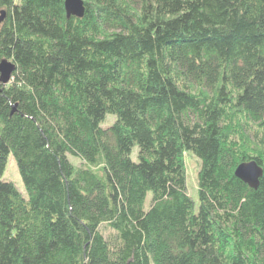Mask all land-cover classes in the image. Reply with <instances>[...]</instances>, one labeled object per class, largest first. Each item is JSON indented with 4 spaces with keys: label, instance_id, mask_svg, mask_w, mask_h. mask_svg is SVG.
<instances>
[{
    "label": "trees",
    "instance_id": "trees-1",
    "mask_svg": "<svg viewBox=\"0 0 264 264\" xmlns=\"http://www.w3.org/2000/svg\"><path fill=\"white\" fill-rule=\"evenodd\" d=\"M85 5L0 0V264H264V0Z\"/></svg>",
    "mask_w": 264,
    "mask_h": 264
},
{
    "label": "rangeland",
    "instance_id": "rangeland-1",
    "mask_svg": "<svg viewBox=\"0 0 264 264\" xmlns=\"http://www.w3.org/2000/svg\"><path fill=\"white\" fill-rule=\"evenodd\" d=\"M113 120H114V116L110 114L107 117V120L104 123H102V125H107ZM256 142H254L253 145H255ZM259 147H261V145H258L256 149H258ZM137 149L138 147L135 146L134 151L132 153V156L135 159H137ZM70 158L74 163L80 162L78 157L75 155H70ZM199 167H200L199 158L192 151H189V153H186L187 187H188V192L191 195V197L195 200L196 205L198 204L197 172H198ZM0 177L2 179L13 181L16 184V186L19 188V190L23 193V195L27 196L25 185L23 183L17 163L12 153L9 154L6 165L4 169L0 172ZM151 194L152 192L149 191L148 198L149 196H151ZM145 206L146 207L149 206V199L146 200ZM93 264H107V263H103L101 261H94ZM109 264H112V263H109Z\"/></svg>",
    "mask_w": 264,
    "mask_h": 264
},
{
    "label": "water",
    "instance_id": "water-1",
    "mask_svg": "<svg viewBox=\"0 0 264 264\" xmlns=\"http://www.w3.org/2000/svg\"><path fill=\"white\" fill-rule=\"evenodd\" d=\"M65 9L68 17L70 15L83 16L85 14V0H65ZM5 16L3 9L0 14V20ZM16 68V63L10 59L4 58L0 61V81L7 83ZM235 174L247 182L251 187L257 188L260 184L261 177L264 174L263 166L254 158L240 162Z\"/></svg>",
    "mask_w": 264,
    "mask_h": 264
}]
</instances>
